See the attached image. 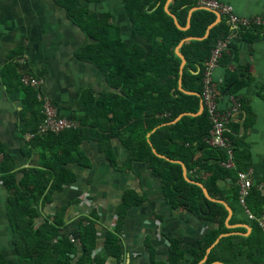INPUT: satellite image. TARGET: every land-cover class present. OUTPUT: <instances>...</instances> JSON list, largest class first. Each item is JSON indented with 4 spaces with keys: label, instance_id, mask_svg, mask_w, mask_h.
<instances>
[{
    "label": "trees",
    "instance_id": "16d2710c",
    "mask_svg": "<svg viewBox=\"0 0 264 264\" xmlns=\"http://www.w3.org/2000/svg\"><path fill=\"white\" fill-rule=\"evenodd\" d=\"M54 1L66 10L69 19L90 40L79 51L78 57L94 64L105 75L108 84L120 90V95L103 96L95 101L91 98L77 111L79 116L74 118L77 127L58 134L39 135L36 132L43 122V115L36 93L21 84L16 64L10 62L5 67L8 92L15 100L21 99L22 102L19 131L24 136L33 134L27 141L26 152L29 156L34 151L39 152L40 157L18 179L13 162L6 157L4 146L0 143V180L9 195L7 218L12 233L11 243L17 256L16 264H106L108 259L120 256L117 235L121 220L127 208L141 203V198L137 196L124 194L122 204L117 209L119 219L116 229L108 232L102 248L95 254V223L86 220L79 233L81 255L77 259L75 245L67 238L58 237L63 211L53 222L35 223L42 198L63 190L75 180L68 166L71 163L88 166L89 161L81 151L80 144L83 141H96L103 151L108 148L107 139L110 137L127 139L128 161L148 163L150 170L160 179L164 197L173 209L184 208L194 212L200 208L207 219L216 223V228L206 232L196 249L198 255L196 257L194 254L191 264H197L218 234L230 232L224 224L227 211L223 205L207 200L200 187L185 181L180 164L158 157L152 149L169 160L182 162L188 177L194 172L193 180L202 184L211 198L226 201L234 216L243 211L238 204L237 175L248 172L251 167L248 151L241 148L247 129L254 123L248 103L238 99L236 120L232 119V115L225 124L224 135L231 143L233 155L234 167L231 169L222 166L227 159L226 152L212 148L204 141L211 128L206 108L199 115L191 116L199 110L204 64L215 44L228 35L225 21L222 19L203 38L207 27L216 19L209 11H193L189 27L183 31L165 12L166 0H126L125 7L132 25L148 44V48H145L138 44H125L112 31L108 15L99 16L89 12L80 5V0ZM196 7V0H172L168 10L177 23L185 27L189 11ZM240 35L248 36L247 40L251 43L264 37V27L252 26L243 29ZM186 38L197 39L185 41L180 47L185 65L179 89L181 60L175 49ZM231 49L233 43L228 48L230 54L233 52ZM224 54L221 59H228L229 55ZM233 77L230 73L226 74V85L230 86L226 93L230 95L238 89L237 80ZM118 109H123L120 116H117ZM103 121L105 128H102ZM105 131L108 138L101 134ZM225 179L231 180L230 190H224L218 184ZM258 183H253L246 200L248 209L256 216L264 205V198L256 190ZM251 224L248 238L236 235L221 238L203 264H264V234L255 223ZM238 230L245 233V229ZM180 260L178 249L171 248L168 264H180ZM0 264H10L1 250Z\"/></svg>",
    "mask_w": 264,
    "mask_h": 264
},
{
    "label": "crops",
    "instance_id": "0c3cea01",
    "mask_svg": "<svg viewBox=\"0 0 264 264\" xmlns=\"http://www.w3.org/2000/svg\"><path fill=\"white\" fill-rule=\"evenodd\" d=\"M216 1L232 7L233 12L240 17H258L264 20V0ZM125 2L126 0H80V5L96 15H108L112 31L125 44H138L148 48L145 40L135 31ZM188 18L189 13L187 21ZM222 19L230 35L231 31L224 16H220L215 25ZM247 37L238 34L236 38L229 39V45L233 43V52H225V56L229 55L228 59L225 57L219 61L212 79L219 110L231 111L233 120L237 117L239 100L248 103L254 123L247 129L241 148L249 153L252 182L264 183V37L251 43ZM89 42L85 33L69 19L66 10L54 0H0V143L4 146L6 157L12 160L18 179L40 157L39 152L34 151L30 156L26 152L28 134L22 135L18 128L22 102L21 99L15 100L8 92L5 67L10 62L16 64L20 82L24 75L40 79L39 89L26 86L35 91L40 109L38 92L51 100L58 117L73 122L77 127L78 123L74 118L79 116L77 111L85 105V101L120 95V90L110 86L105 75L94 64L78 57L79 51ZM227 73L234 75V80H237L238 89L233 95L226 93L230 87L226 85ZM201 103L200 100L197 114L191 116L199 115L204 110L200 111ZM122 114L123 109H118L117 116ZM102 128H105L104 121ZM107 133L101 132L102 136L108 138ZM126 140L125 137H110L107 139L108 148L103 151L98 142L83 141L79 147L89 161L88 166L78 163L68 166L75 175V180L63 190L42 198L37 209L36 225L44 221L53 222L63 211L58 237L67 238L75 245L77 259L81 255L79 233L87 223L86 220L90 219L96 228L95 254L102 248L108 232L116 229L119 219L117 209L122 204L124 194L129 193L142 201L127 208L117 235L120 256L108 259L106 264H168L170 249L173 247L181 255L180 264H191L201 239L210 229L216 228V223L207 219L200 208L194 212L184 208L173 209L164 197L160 179L153 174L148 163L128 161ZM152 152L160 158L180 164L182 175L185 169L184 180L204 188L193 180L194 172L188 177L182 162L158 155L154 149ZM106 153L110 154L109 158ZM218 184L222 189L230 190L232 183L230 179H225ZM205 191L207 193L206 189ZM250 191L251 189L249 194ZM8 196V190L0 180V250L10 264H16L17 256L11 243L12 233L7 218ZM208 197L212 200L205 198L225 207L227 217L224 224L230 232L218 234L197 264L206 261L211 249L221 238L230 235L248 238L251 234V223H255L264 234L259 223L249 219L239 202L243 211L234 216L226 201L213 199L209 195ZM249 212L253 214L250 210ZM262 214L264 205L259 215H253L258 218ZM238 229H245V233ZM197 255L198 253L196 257ZM217 263L220 262L211 264Z\"/></svg>",
    "mask_w": 264,
    "mask_h": 264
},
{
    "label": "built area",
    "instance_id": "2783aa9c",
    "mask_svg": "<svg viewBox=\"0 0 264 264\" xmlns=\"http://www.w3.org/2000/svg\"><path fill=\"white\" fill-rule=\"evenodd\" d=\"M196 1L197 5L200 8L210 12H215L220 16H224L231 31L230 35H228L227 38L219 40L210 52V56L206 61L205 69L203 72V90L201 94V101L203 103L204 108H206L207 110L208 118L211 124V128L204 141L210 147L221 149L226 152L227 159L224 163H222V166L225 169H231L234 167L231 143L229 139L224 135V131L225 124L231 118L232 112H222L219 110L217 103V95L213 88L212 76L214 70L218 66L222 55L228 51L229 39L236 38L239 32L243 29L250 28L252 26L264 27V20H261L258 17H240L233 12L232 7L228 5H223L216 0ZM21 83L25 86H30L39 89L41 85V80L30 75H24L21 77ZM37 99L41 102V113L43 115V122L37 130L38 134H58L64 130L75 127V124L73 122L57 116L56 110L48 97L43 96L42 93L38 92ZM32 137L33 134H28L26 136L27 139H31ZM237 186L239 188V204L245 209L249 219L256 220L259 223L260 227L264 230V214L256 218L253 214L249 212L246 206V198L249 195V190L253 186L250 171L238 173ZM256 190L262 197H264V183H258L256 185Z\"/></svg>",
    "mask_w": 264,
    "mask_h": 264
},
{
    "label": "water",
    "instance_id": "95a60500",
    "mask_svg": "<svg viewBox=\"0 0 264 264\" xmlns=\"http://www.w3.org/2000/svg\"><path fill=\"white\" fill-rule=\"evenodd\" d=\"M171 1H172V0H167V1H166V3H165V12H166L168 15H170V16L174 19V23H175V25H176V27H177L178 29H180V30H187L188 27H189L190 14H191V12H192V11H195V10L202 9V8L199 7V8H193V9H191L190 12H189V18H188V21H187L186 26H185V27H181V26L177 23V21H176L174 15H172V14L169 12L168 8H167L168 5H169V3H170ZM203 10H205V9H203ZM206 11H207V10H206ZM213 13H214V15L216 16V20L214 21V23H212V24L207 28V31H206V33H205L204 38L208 35V32H209V30L211 29V27H213V26L217 23V21L220 20V16H219L217 13H215V12H213ZM191 39H197V38H186V39H183V40L179 43V45L176 47V49H175V53H176V55H177V56L180 58V60H181L180 69H179L180 78H179V82H178V84H179V89H181V75H182V69H183V66H184V64H185V59H184L183 55L180 53L179 49H180V47H181V45H182L183 42L188 41V40H191ZM189 94H191V93H189ZM203 109H204V106H203V104L201 103L200 111H202ZM177 119H179V117H178ZM183 175L185 176V169H183ZM185 179H186V178H185ZM199 186H200V185H199ZM200 187H201V189L203 190V193H204L205 197H206L207 199H209V200H212V199H210V198L208 197V195H207L205 189L202 188V186H200ZM227 210L229 211L228 208H227ZM208 251H209V250H208ZM208 251H207V252H208ZM217 264H220V263H217Z\"/></svg>",
    "mask_w": 264,
    "mask_h": 264
}]
</instances>
